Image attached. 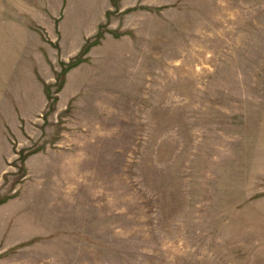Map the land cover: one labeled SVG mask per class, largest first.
I'll return each instance as SVG.
<instances>
[{"label":"rangeland","instance_id":"rangeland-1","mask_svg":"<svg viewBox=\"0 0 264 264\" xmlns=\"http://www.w3.org/2000/svg\"><path fill=\"white\" fill-rule=\"evenodd\" d=\"M0 264H264V0H0Z\"/></svg>","mask_w":264,"mask_h":264}]
</instances>
